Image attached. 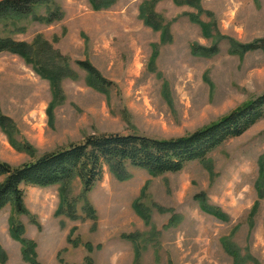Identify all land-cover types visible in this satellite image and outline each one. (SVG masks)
Here are the masks:
<instances>
[{
	"label": "rangeland",
	"instance_id": "obj_1",
	"mask_svg": "<svg viewBox=\"0 0 264 264\" xmlns=\"http://www.w3.org/2000/svg\"><path fill=\"white\" fill-rule=\"evenodd\" d=\"M54 1L61 20L0 21V34L24 28L8 32L18 40L41 34L75 73L55 97L21 57L0 53V114L11 134L0 127V161L18 166L92 134L183 136L264 93V51L231 52L233 43L264 38V0H157L151 10L168 29L165 41L140 16L148 0H115L101 10L88 0ZM212 46L215 53L200 50ZM79 60L96 69L102 88ZM263 156L264 118L179 172L129 168L120 180L104 168L85 195L74 178L68 196L77 199L75 220L55 214L59 185L23 186L28 213L15 214L10 204L0 210V264H29L9 233L12 215L35 241L38 264H85L86 256L93 264H235L226 244L239 264H264ZM200 194L226 219L203 211ZM82 196L96 220L85 216Z\"/></svg>",
	"mask_w": 264,
	"mask_h": 264
},
{
	"label": "trees",
	"instance_id": "obj_2",
	"mask_svg": "<svg viewBox=\"0 0 264 264\" xmlns=\"http://www.w3.org/2000/svg\"><path fill=\"white\" fill-rule=\"evenodd\" d=\"M187 1L190 3L193 0ZM88 2L93 10H101L111 6L115 0ZM155 2L157 0L143 1L139 6L140 16L146 25L155 30L161 29V40L165 41L169 38L168 29H163L160 19L151 10ZM40 8H44L43 13L39 12ZM63 15L61 7L54 0H0V21L12 22L30 18L40 23H52L61 20ZM14 31L23 32L24 28L16 26L7 29L6 34H0V53L7 52L21 57L38 75L49 81L53 95L59 97L60 82L75 75L70 67V60L53 49L41 34H36L27 42L8 34ZM200 50L205 54L217 51L215 46ZM256 50L264 51V38L231 45L232 53L244 54ZM76 64L92 77L96 87L102 88L105 85L103 78L88 61L79 60ZM263 118L264 93L246 101L218 120L183 136L157 139L133 133L92 134L86 136L82 142L44 153L18 166L0 161V177L3 178L0 182V210L10 204L15 214H27L23 186L59 185V204L55 214L78 219L80 216L76 210L77 199L68 196V185L74 178L81 181L82 195H85L101 179L104 168L120 180L129 178V168L142 169L153 176L179 172L189 162L205 161L207 155L222 143L242 135ZM6 121L7 118L0 114V127L10 136ZM259 173L263 177L264 156L259 160ZM196 198L203 211L221 220L226 219L218 208L205 202L204 195L200 194ZM82 209L87 218L96 220V210L86 200ZM9 225L11 237L21 244L22 259L29 264H38L36 243L24 237L23 224L12 215ZM85 247L89 252L93 249L90 243H86ZM225 247L233 255L234 263L239 264L238 253L227 244ZM0 254L3 256L1 248ZM85 264H93L90 256L85 257Z\"/></svg>",
	"mask_w": 264,
	"mask_h": 264
}]
</instances>
